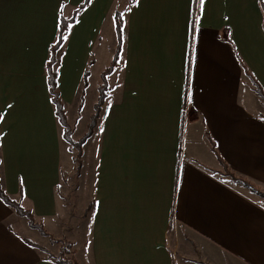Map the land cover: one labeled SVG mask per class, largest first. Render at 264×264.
<instances>
[{"label":"crops","instance_id":"1","mask_svg":"<svg viewBox=\"0 0 264 264\" xmlns=\"http://www.w3.org/2000/svg\"><path fill=\"white\" fill-rule=\"evenodd\" d=\"M58 6L60 19L80 21L55 65L78 139L118 48L114 16L125 26L127 67L106 76L80 146L88 213L73 235L77 263L264 264V203L230 176L264 191V105L253 87L264 94V0H207L195 39L196 0H0V112L14 104L0 125V187L49 235L67 231L74 172L47 83ZM43 238L0 199V264H55L36 248Z\"/></svg>","mask_w":264,"mask_h":264},{"label":"rangeland","instance_id":"2","mask_svg":"<svg viewBox=\"0 0 264 264\" xmlns=\"http://www.w3.org/2000/svg\"><path fill=\"white\" fill-rule=\"evenodd\" d=\"M104 95H106V92ZM260 100H261V103H263L264 105V99L260 98ZM97 103H98V100H97ZM97 103L94 106L93 115H95ZM63 110H64V115H65V120L68 126V139L70 140V142L65 141L64 138L63 140L69 147V150L72 154L73 163H74V172H73V175L69 177L68 183L66 182L67 188L64 190L65 197H63V201L65 203L64 205L66 207V215H65L64 223L66 225V230L69 231L70 234H67L66 233L67 231H64V232L60 231L59 233H55L54 235H49L45 232H44L45 234H43L39 230H37L36 227H34L36 224H38L37 222H35V220L34 221L32 220V223L30 225L29 219H27V217H24V216H20V217L26 220L28 227L36 231L39 237H44L42 241H38L36 248L46 257V259L63 262L65 264H73V263L78 264L77 259L75 257L76 250L73 245V243L76 241H74L73 239L75 236L74 234H76V226H78V222L81 221L84 216L87 217L88 209L86 207L84 208L81 207L79 204V202H81L82 200L77 195L76 176H77L78 163H79V151H80V146H81L80 142L86 136H89L91 121L88 126L87 134L83 138L78 139L77 134L75 133V129L73 130V128L68 124L64 107H63ZM92 117H91V120H92ZM97 122H98V119H97ZM94 128L92 129L90 135L94 131ZM62 132H65L63 128H62ZM237 183H239L242 186L240 182H237ZM255 189H256V192L255 193L252 192V193L255 194L257 198H259V200H262V202L264 203V191L259 190L257 188Z\"/></svg>","mask_w":264,"mask_h":264},{"label":"trees","instance_id":"3","mask_svg":"<svg viewBox=\"0 0 264 264\" xmlns=\"http://www.w3.org/2000/svg\"><path fill=\"white\" fill-rule=\"evenodd\" d=\"M118 17V15H117ZM63 21H65L64 19H61ZM72 21V20H71ZM71 21H65V22H71ZM122 22H117L116 21V33H117V39H118V48L116 51V54L114 56V59L111 63V65L109 66V68L103 73L102 75V79H103V85L102 87L99 89V98H98V103L96 106V110H95V115H93L92 120H91V126H90V132H89V136L90 133L92 131V129L94 128V126L96 125L97 119L99 118V115L101 113V107H103L104 105V101H105V92L107 90L106 88V84H105V78L108 74H110L112 72V70L115 68L116 64H117V57H118V53L120 50V45H121V40H120V24ZM67 32V31H66ZM55 51L56 54L59 51V47L57 46L56 48H53V46L51 47L50 52ZM54 60L56 61V55L54 57ZM46 71H47V83H48V88H49V93L52 97V103L54 105V109H55V115L56 118L58 120L59 125L63 128V130L65 132H63V138L65 139V141L70 142V140L68 139V126L65 120V115H64V110H63V105L59 100V96L57 94L56 91V78H55V72L53 71L52 68L49 67L48 63L46 66ZM253 87H254V92L255 94L259 97L264 99V94L261 91V89L259 88V86L253 82ZM86 136L84 139L81 140L80 145H82V143L89 137ZM221 165L223 166L224 169H226V167L224 166V163H222L221 160H219ZM226 173V172H225ZM230 176L232 177V179L236 182H240L242 184L243 187H245L246 189H248L250 192L255 193L256 189L254 188L253 185H251L250 183L246 182L245 180L242 179H236L234 178L233 175L230 174ZM0 199L1 201L6 204L7 206H9L10 208H12L14 210V212L18 215V216H24L27 217V219H29V224L31 225L32 220L34 221L32 215L25 211L24 209H22V207L20 206V204L13 202L1 189L0 187ZM34 227L37 228V230H39L41 233L45 234L46 232L44 231L42 225L40 224H36ZM45 232V233H44ZM55 264H65L63 262H59V261H54ZM74 264V263H73Z\"/></svg>","mask_w":264,"mask_h":264},{"label":"snow or ice","instance_id":"4","mask_svg":"<svg viewBox=\"0 0 264 264\" xmlns=\"http://www.w3.org/2000/svg\"><path fill=\"white\" fill-rule=\"evenodd\" d=\"M137 4H139L140 0H136ZM196 3H198L199 6V15H197L195 17V19L193 21H191L192 24V30H193V38L195 39V32L197 30V27L199 25V22L201 20V18L203 17L204 13H205V8H206V3L207 0H196ZM61 9L58 6V15H57V24L56 27L58 29V36L57 39L53 45V48H56L57 46L59 48H63V42H66L69 39V35L66 34L67 30L72 29L76 24H78L80 21L79 20H73L71 22H65L63 20L60 19V15H61ZM123 13H121L118 17L114 16V21L117 22H121L123 20ZM124 25L121 23L120 24V40H121V52L123 51V43H124ZM56 55L55 51L50 52L49 54V59H48V65L50 68H53L55 71V78L59 77L60 74V69L55 67L57 61L54 60V57ZM63 59V54H61V60ZM123 63L124 67H127V61L123 60L122 55L118 56L117 58V63ZM120 85L117 84V87H119ZM113 91H115V89H113ZM14 107V104L9 103L7 104V108L4 112H0V125H3L5 120H6V116L8 114V110H11ZM111 109H112V102L111 100H109V103L107 105V107L105 108V112L104 115L100 118L101 119V124L99 126V133H104L105 132V127H104V122L109 118V116L111 115ZM6 133H4L3 131H0V148H3V140L6 137ZM3 161H0V164H2ZM99 203V202H97ZM91 243V241H89V244Z\"/></svg>","mask_w":264,"mask_h":264}]
</instances>
